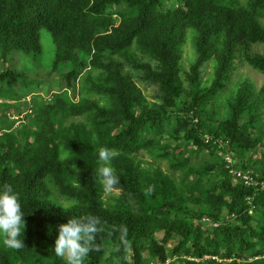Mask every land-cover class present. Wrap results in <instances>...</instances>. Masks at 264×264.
I'll list each match as a JSON object with an SVG mask.
<instances>
[{
	"label": "trees",
	"instance_id": "trees-1",
	"mask_svg": "<svg viewBox=\"0 0 264 264\" xmlns=\"http://www.w3.org/2000/svg\"><path fill=\"white\" fill-rule=\"evenodd\" d=\"M263 18L264 0H0V62L36 57L45 29L55 47L50 74L62 78L45 101L24 74L0 73V187L12 186L26 221L24 248L6 247L0 234V264H66L54 252L57 225L81 215L103 228L100 251L84 264H264V190L236 182L225 165L231 156L264 179L246 159L264 145V86L230 89L237 61L264 76V53L253 52L264 46ZM189 31L196 59L185 72ZM136 78L156 88L153 100ZM100 147L117 153L119 194L109 201L94 176ZM142 152L170 173L144 167Z\"/></svg>",
	"mask_w": 264,
	"mask_h": 264
},
{
	"label": "rangeland",
	"instance_id": "rangeland-1",
	"mask_svg": "<svg viewBox=\"0 0 264 264\" xmlns=\"http://www.w3.org/2000/svg\"><path fill=\"white\" fill-rule=\"evenodd\" d=\"M262 23L264 25V18L262 19ZM40 34H41V44H42V52L40 54H38V55H36V57H34L33 55H28L25 53H16L13 55L10 62H8V63L0 62V73L11 69L13 71L24 74L25 76H27L28 81H31L30 83L27 84V85H29L28 87H31L33 89V91L35 92V94L42 96L43 99L45 101H47L48 99H50V97L52 96V94L55 91H58L60 89L62 83L59 84V82L60 81L62 82V78H61V75L57 72H52V74H50L51 66H52L53 59H54V52H55V49H54L55 47H54V44L52 41V37L48 33V31H46L45 29H43ZM193 38H194L193 31H189L187 43L185 44L184 49H183L182 65H183V70L185 72L190 70L191 64L196 59ZM253 52L264 53V46L255 45L253 47ZM213 67H214V63L208 62L203 68L202 76H203V80L206 84L210 82V79L213 76ZM91 72L92 71L88 70L80 78V81L77 83V94L75 97V101L80 99V96H82L83 92L80 91V88L85 84V81L87 80L88 74ZM91 75L95 76L96 73L93 72ZM135 80L138 82L140 88L143 90L144 95L149 100H153L154 95L156 94V88L149 86V85H145L142 82H139V80L137 78ZM232 81H233V83L230 87L231 90L234 89L239 83H242V82H248L249 84L253 85L255 90L258 92L264 86V76L262 74H260L259 72L253 70L248 65H246L240 61L236 62V71L234 73ZM25 88L26 87H24L23 85H21V90H19L18 88L16 89V87H14L13 91H11L10 95L14 96L15 95L14 93H16V92L22 94V90ZM2 89H8V86L6 84H3V87L1 88V90ZM21 96H23V95H21ZM90 96L93 98H98L97 96H93V95H90ZM33 97L34 96H28L26 99H24L23 102L26 101L28 104H30ZM225 99L226 98L224 97L223 100H221V101L223 102ZM6 101L7 100L2 99V100H0V103H5ZM24 107H27V106H24ZM8 118L10 120L16 121L17 126H19L23 122H25V120H23L24 116L18 117L17 114H15V116H14V114H10L8 116ZM242 119L246 122L248 121V119L246 117H244ZM250 156H252L253 163L256 165V167L263 170L264 169V145L261 147H258L256 150H254L249 155H247L246 159H247V157H250ZM139 159L143 160V166L144 167H151L152 164H159L162 166V168L165 171L170 173V171L168 170V164L167 163H165V162H162V163L156 162L155 163V162H153L152 158L144 152H142L140 154ZM234 162L236 163L237 161L234 160ZM174 176H176L177 179H179V175L176 174ZM118 194H119V191H116V190L109 192V193H106V199L109 201V199L112 196L118 195ZM62 202H63V200H62ZM65 204H67V203H65ZM201 223L204 226V229H207V223H205V222H201ZM177 242L178 241L176 238L170 240L167 244V248L169 250H172V248L177 244ZM173 261H174V259H169L166 264H169V263L170 264H178L177 262H173Z\"/></svg>",
	"mask_w": 264,
	"mask_h": 264
},
{
	"label": "clouds",
	"instance_id": "clouds-1",
	"mask_svg": "<svg viewBox=\"0 0 264 264\" xmlns=\"http://www.w3.org/2000/svg\"><path fill=\"white\" fill-rule=\"evenodd\" d=\"M117 153L107 147L98 149V168L94 170V176L103 186L105 193L115 190L120 184L111 161ZM76 167V166H75ZM146 196H151L154 186L143 189ZM63 208V207H62ZM67 211L65 208H63ZM19 196L14 192L12 186L5 183L0 187V234L3 235V243L6 247L20 250L25 247L24 240L18 237L21 235L22 226L26 227ZM58 235L55 240V255L66 261V264H84V258L92 251H100L97 243V236L103 228L99 217L92 215H81L68 218L66 223L57 225ZM121 239L126 236L127 228L121 226Z\"/></svg>",
	"mask_w": 264,
	"mask_h": 264
},
{
	"label": "built area",
	"instance_id": "built-area-1",
	"mask_svg": "<svg viewBox=\"0 0 264 264\" xmlns=\"http://www.w3.org/2000/svg\"><path fill=\"white\" fill-rule=\"evenodd\" d=\"M206 138L209 139L208 137ZM225 165L236 182H241L249 188L264 190V179L256 178L250 170L246 171L239 167H236L235 162L231 156H227L225 158ZM204 221L208 223L209 219H205Z\"/></svg>",
	"mask_w": 264,
	"mask_h": 264
}]
</instances>
